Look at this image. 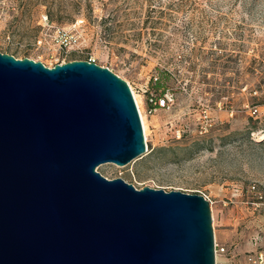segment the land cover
<instances>
[{
    "label": "rangeland",
    "instance_id": "1",
    "mask_svg": "<svg viewBox=\"0 0 264 264\" xmlns=\"http://www.w3.org/2000/svg\"><path fill=\"white\" fill-rule=\"evenodd\" d=\"M60 28L77 36L66 50ZM0 51L90 60L124 79L146 151L97 171L203 195L218 260L264 264V0H0Z\"/></svg>",
    "mask_w": 264,
    "mask_h": 264
},
{
    "label": "water",
    "instance_id": "2",
    "mask_svg": "<svg viewBox=\"0 0 264 264\" xmlns=\"http://www.w3.org/2000/svg\"><path fill=\"white\" fill-rule=\"evenodd\" d=\"M146 151L128 83L0 51V264H216L209 201L97 166Z\"/></svg>",
    "mask_w": 264,
    "mask_h": 264
},
{
    "label": "built area",
    "instance_id": "3",
    "mask_svg": "<svg viewBox=\"0 0 264 264\" xmlns=\"http://www.w3.org/2000/svg\"><path fill=\"white\" fill-rule=\"evenodd\" d=\"M75 26V25H74ZM60 36L62 37L61 41L58 44V48L60 50H66L70 46H73L74 44L77 43V36L75 34V31L73 29H65V28H60ZM65 61H62L60 63H63ZM170 98L169 94H164L163 97L160 96V98H153L149 97L150 104H154L155 106L161 107L165 106L167 104V100ZM137 104V103H136ZM138 107V105H137ZM139 110V108H138ZM153 108H149V112H151ZM140 113V112H139ZM252 188H254L252 186ZM226 253V248L222 245H219L218 243L215 242V254H216V264H226L222 260H218L219 255H225Z\"/></svg>",
    "mask_w": 264,
    "mask_h": 264
},
{
    "label": "bare ground",
    "instance_id": "4",
    "mask_svg": "<svg viewBox=\"0 0 264 264\" xmlns=\"http://www.w3.org/2000/svg\"><path fill=\"white\" fill-rule=\"evenodd\" d=\"M134 96H135V94H134ZM135 100H136V102H137V98H136V96H135ZM139 112H141V111H140V108H139ZM140 115H141V118H142V121H143L142 113H141ZM143 127H144V122H143Z\"/></svg>",
    "mask_w": 264,
    "mask_h": 264
},
{
    "label": "crops",
    "instance_id": "5",
    "mask_svg": "<svg viewBox=\"0 0 264 264\" xmlns=\"http://www.w3.org/2000/svg\"><path fill=\"white\" fill-rule=\"evenodd\" d=\"M261 254V253H260ZM261 256V255H260ZM222 261H224L225 263H226V259L225 260H222Z\"/></svg>",
    "mask_w": 264,
    "mask_h": 264
}]
</instances>
